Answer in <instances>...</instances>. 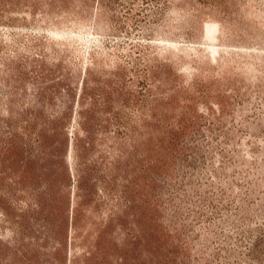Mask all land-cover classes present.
Segmentation results:
<instances>
[{"label": "rangeland", "instance_id": "1", "mask_svg": "<svg viewBox=\"0 0 264 264\" xmlns=\"http://www.w3.org/2000/svg\"><path fill=\"white\" fill-rule=\"evenodd\" d=\"M0 264H264V0H0Z\"/></svg>", "mask_w": 264, "mask_h": 264}]
</instances>
